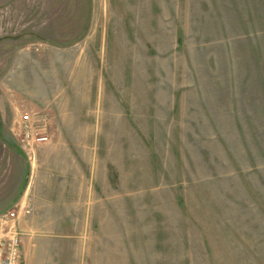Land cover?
I'll list each match as a JSON object with an SVG mask.
<instances>
[{
	"label": "rangeland",
	"instance_id": "rangeland-1",
	"mask_svg": "<svg viewBox=\"0 0 264 264\" xmlns=\"http://www.w3.org/2000/svg\"><path fill=\"white\" fill-rule=\"evenodd\" d=\"M56 154L20 264H264V0H0V213Z\"/></svg>",
	"mask_w": 264,
	"mask_h": 264
},
{
	"label": "crops",
	"instance_id": "crops-1",
	"mask_svg": "<svg viewBox=\"0 0 264 264\" xmlns=\"http://www.w3.org/2000/svg\"><path fill=\"white\" fill-rule=\"evenodd\" d=\"M47 167L39 168L36 173L30 166V175L20 194L19 204L30 208V213L20 220L21 231L28 233L33 229L32 222L68 223L70 219L65 210L71 208L74 200L85 194L80 186L73 157L70 154H56ZM59 160V161H58ZM31 165V164H30ZM32 167V168H31ZM34 175V180L31 178ZM59 209L53 218L52 207ZM45 208V209H44ZM25 233V234H26Z\"/></svg>",
	"mask_w": 264,
	"mask_h": 264
},
{
	"label": "built area",
	"instance_id": "built-area-1",
	"mask_svg": "<svg viewBox=\"0 0 264 264\" xmlns=\"http://www.w3.org/2000/svg\"><path fill=\"white\" fill-rule=\"evenodd\" d=\"M20 122L23 128L20 147L30 153L33 146L45 142L47 136L41 132H32L34 123L30 113L22 115ZM30 211L29 207L16 204L12 209L0 213V264H20L23 232L19 222L21 217L28 215Z\"/></svg>",
	"mask_w": 264,
	"mask_h": 264
}]
</instances>
